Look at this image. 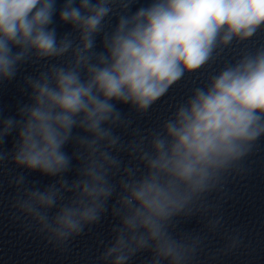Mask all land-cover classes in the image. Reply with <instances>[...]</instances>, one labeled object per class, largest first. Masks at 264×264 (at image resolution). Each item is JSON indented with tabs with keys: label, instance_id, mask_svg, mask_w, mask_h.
<instances>
[{
	"label": "clouds",
	"instance_id": "obj_1",
	"mask_svg": "<svg viewBox=\"0 0 264 264\" xmlns=\"http://www.w3.org/2000/svg\"><path fill=\"white\" fill-rule=\"evenodd\" d=\"M137 3L0 0V86L35 69L21 76L15 114L0 110L11 218L64 253L111 216L96 264L145 253L146 264H201L220 235L206 254L215 261L245 246L222 209L264 140V0H148L132 11ZM57 16L70 31L58 35ZM237 48L155 126L137 123ZM32 173L51 182L30 185ZM193 219L199 227L184 229Z\"/></svg>",
	"mask_w": 264,
	"mask_h": 264
}]
</instances>
